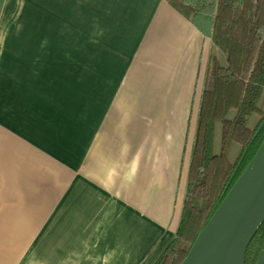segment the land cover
Here are the masks:
<instances>
[{"label": "crops", "instance_id": "0c3cea01", "mask_svg": "<svg viewBox=\"0 0 264 264\" xmlns=\"http://www.w3.org/2000/svg\"><path fill=\"white\" fill-rule=\"evenodd\" d=\"M9 1L0 264H153L179 226L210 40L165 0H23L3 32Z\"/></svg>", "mask_w": 264, "mask_h": 264}, {"label": "trees", "instance_id": "16d2710c", "mask_svg": "<svg viewBox=\"0 0 264 264\" xmlns=\"http://www.w3.org/2000/svg\"><path fill=\"white\" fill-rule=\"evenodd\" d=\"M210 40L186 194L153 264H180L264 144V0H165ZM264 252V223L245 264Z\"/></svg>", "mask_w": 264, "mask_h": 264}, {"label": "water", "instance_id": "95a60500", "mask_svg": "<svg viewBox=\"0 0 264 264\" xmlns=\"http://www.w3.org/2000/svg\"><path fill=\"white\" fill-rule=\"evenodd\" d=\"M263 223L264 144L180 264H245L247 248ZM255 264H264V252Z\"/></svg>", "mask_w": 264, "mask_h": 264}, {"label": "rangeland", "instance_id": "374dc122", "mask_svg": "<svg viewBox=\"0 0 264 264\" xmlns=\"http://www.w3.org/2000/svg\"><path fill=\"white\" fill-rule=\"evenodd\" d=\"M22 1L23 0H10L9 1V7L11 8V10L9 11V13L6 11V15L4 16L5 17L4 18V24L2 26V28H4L3 32H5V30L7 28L6 20L10 19L12 17H17L18 14H21L20 8L22 5ZM208 56H209V48H208V45H206L202 51V62H201V69H200V81L202 80V87H203V82H204L205 73H206ZM201 77H202V79H201ZM263 101H264V99H263ZM199 103H200V101H194L193 111H192L191 127H190L189 137H188V140L186 143L185 162L190 161V159H191L193 141H194V136L196 133V126H197L196 122H197V116H198Z\"/></svg>", "mask_w": 264, "mask_h": 264}, {"label": "bare ground", "instance_id": "6f19581e", "mask_svg": "<svg viewBox=\"0 0 264 264\" xmlns=\"http://www.w3.org/2000/svg\"><path fill=\"white\" fill-rule=\"evenodd\" d=\"M244 183H245V180L235 189V191H234L231 199L234 198V197H236L240 193L241 188L244 185Z\"/></svg>", "mask_w": 264, "mask_h": 264}]
</instances>
